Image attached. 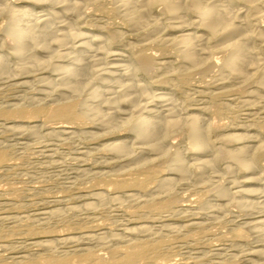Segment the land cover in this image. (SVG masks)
Returning a JSON list of instances; mask_svg holds the SVG:
<instances>
[{"label":"rangeland","instance_id":"obj_1","mask_svg":"<svg viewBox=\"0 0 264 264\" xmlns=\"http://www.w3.org/2000/svg\"><path fill=\"white\" fill-rule=\"evenodd\" d=\"M4 1L10 8L40 12L39 14L45 11V8H34L17 0ZM105 6L110 5L108 3ZM85 10L90 16L78 21V25L77 22L72 23L71 19L67 21L75 29L77 25L76 30L87 36H101L95 28L97 25L120 21L117 12L111 18L94 10L93 6H88ZM252 25L257 27L254 20ZM13 26L16 25L13 23ZM12 27L8 18L0 15V43L4 40V44L0 45V56H5L9 67L13 68L20 59L23 58L24 62L28 60V52H23L20 56L12 54L11 37L3 34ZM118 31L123 34L125 29L119 28ZM171 33L169 32V36L173 35ZM6 37L10 40L7 41ZM217 40L210 39L209 44L214 45L218 43ZM127 48L129 47L113 45L112 51L127 56ZM157 48L158 46L152 47L149 51H155L160 61L167 59L160 56ZM256 49L264 59V49H260L259 45ZM66 51L68 50H64V56L67 60L66 57H61L57 63L70 65L72 56L77 55L80 49L75 48L68 55ZM40 57L46 58L45 55ZM121 64L129 63L122 61ZM179 64L175 62L167 65L160 72L153 73L154 76L137 74L134 78L145 87L147 93L154 91L161 97H166L180 116L194 114L201 119L202 125H217L215 131L210 133L215 149L234 150L242 144L255 146L264 141V118L261 115L264 112V102L256 107V99L250 96L258 91L256 82L243 83L245 91L237 93L233 88L238 84L233 81L231 83L234 84L230 83L223 89L227 93L216 100L212 97L213 91L206 86V82H210L216 74L213 73L217 72L216 68L207 74L194 73L183 85H179L176 78L171 76L166 82H157L162 73L171 74L176 70L179 71L177 73H182L184 66ZM37 71L22 76L21 73L16 74L19 72L14 73L16 75L0 72V110L8 111L19 107L30 109L35 106L49 110L58 103L53 99L56 95H49L54 90L53 80L56 77L48 70ZM91 91L75 95L72 99L79 104L83 103L82 106L91 105L93 109L99 104V100L94 99L96 102L90 103ZM144 99L146 100L138 101V104L142 106L147 103L145 111L152 116H160L161 101L155 100L151 104L146 97ZM95 103L97 104L94 105ZM218 106L222 108L220 112L216 111ZM91 116L92 114L89 115ZM46 118L45 115L27 118L0 116V152L7 155L0 162V264H23L31 259L43 264L54 256L70 258L73 264H107L112 259L120 260L123 257V252L113 253L112 250L144 240L157 243V248L146 259L133 264H264V257L250 254L257 246H263L264 249V234L260 232L264 226L256 224V227L252 226L254 229L248 228L260 216L258 212L261 210L251 206L258 200L249 195H237L231 200L223 198L229 191L237 190L234 187L236 183L247 177L242 172L230 169L228 157L217 161L214 171L206 173V176H183L184 180L181 175L169 173L172 168L169 162H166L167 165L162 161V165L158 161L155 165L161 167V177L174 178L172 180L175 186L164 188V192L159 191L163 187L153 188L155 182L148 185L150 190L156 189L152 194L146 193L148 187L116 189L110 184L111 181L142 178L144 172L138 167L149 163L158 155H139L135 152L131 160L138 158V161L132 163L131 160H125L111 165L109 163L118 159L111 152L103 150L104 146L115 140L132 142L133 137L126 128L115 126L104 130L103 127L86 124L74 129L72 133L60 134L50 127L58 123ZM28 125H37V128L21 129ZM232 135H239L242 141H232ZM244 137L251 139L246 140ZM223 138L227 141H221ZM164 145L171 152H177L184 164L191 163L196 158L187 150L189 138L185 130L169 135ZM258 165L262 180L258 184H245L242 189L264 188L263 158L258 161ZM170 197L175 199V203L165 212L147 204L151 200L158 203ZM259 220H264V217ZM238 230L247 232V236L239 238L236 235ZM52 238L67 240L55 243ZM42 241L45 245L39 244ZM88 253L93 255L86 261H81V257Z\"/></svg>","mask_w":264,"mask_h":264},{"label":"bare ground","instance_id":"obj_2","mask_svg":"<svg viewBox=\"0 0 264 264\" xmlns=\"http://www.w3.org/2000/svg\"><path fill=\"white\" fill-rule=\"evenodd\" d=\"M17 1L27 3L34 8H45V11L39 14L40 12L31 13L30 10L10 8L4 0H0V15H5L6 19L8 18L11 27L13 23L16 25L3 32L4 35L6 33L11 37L12 54L20 56L23 52H28L26 57L28 60L24 62L23 58L20 59V62L16 63L13 68L9 67L8 59L1 55L0 72H11L12 74L19 72L16 74L21 73L20 76H22V74L38 69L50 71L49 73L53 74L56 79L53 80L54 90L49 95H56L57 97L53 99L58 103L49 110L40 106L30 109L19 107L8 111L0 110V116L27 118L45 115L48 120L58 123V125L50 127L52 131H57L60 134L72 133L75 131L74 129L86 124L100 126L104 130L115 126L126 128L133 137L132 142L125 143L115 140L104 146L103 150L111 152L112 156L118 159L109 164L116 165L125 160H131L135 152H138L139 155L149 153L159 157L153 158L149 163L139 165L138 168L144 172L142 178L132 177L111 181L110 184L116 189L134 186L145 189L150 183L154 184L155 182L156 185L153 188L163 187L159 191L163 190L164 192V188H172L174 185L172 179L174 178L173 176L172 179L167 176L161 177L163 171L160 169L161 167H158L159 165L158 168L155 165L158 164V161L169 162V166L172 165L171 169L168 167L171 171L169 173L181 175L183 178V176L190 177L192 175L206 176V173L214 171L217 161L225 160L228 157L230 169L242 172L247 177L236 183L234 187L237 190L229 191L224 194L223 198L231 200L237 195L253 196L258 201L252 203L251 206L259 208L261 211L258 212L260 216L255 218L257 220L251 225L249 224L248 228L254 229L252 226L256 227V224L264 226V220H259L264 217L261 215L264 213V188H241L245 184H258L262 180L258 161L264 159V141L255 146L242 144L234 150L215 149L211 143L210 133L212 130L215 131L217 125L216 127L210 124L202 125L201 119L194 114L180 116L173 109L172 103L165 99V96L163 98L154 91L147 93L145 87L138 84L134 78L137 74L150 77L153 73L166 68L165 66L178 62L184 66V68L180 66L184 69L181 70L182 73H177L179 72L177 70L171 74L161 72L162 76L157 82H166L171 76L173 79L176 78L179 85H183L194 73L207 74L216 68L217 72L213 71L216 74L212 76V80L206 82V86L213 91L214 100L227 93L223 89L228 85L238 84L234 86L233 91L243 93L245 89L242 84L253 81L256 82L258 91L250 96L256 99L255 106L258 107L260 102H264V59L256 49L257 45L260 46V49H264V0ZM108 3L110 6L106 7L105 5ZM88 6H93L94 10L110 17L117 12L116 14L120 15V21L97 25V27L92 24L101 36H87L79 33L77 31L78 23L83 18L90 16L85 10ZM68 19H71L72 23L76 24L77 22V30L71 26L72 23L68 24ZM252 20L256 22L257 27L252 25ZM7 28L5 27V29ZM119 28L125 29L123 34L118 31ZM169 32H172L173 35L169 36ZM213 38L218 39V43L211 45L209 40ZM1 43L0 45H2ZM113 45L129 47L127 56L113 52ZM154 46H158L156 51L169 61L167 59L160 61L155 51H149L152 47L156 48ZM75 48L80 49V52L73 55L74 58L72 56L73 61L70 65L57 63L58 60L66 57L64 50H68L71 54ZM68 52L66 51V55ZM40 55H45L46 58H41ZM122 61H128L129 64H121ZM11 73L9 74L11 75ZM14 75L12 76L16 77ZM233 81L234 83H231ZM87 90H92L90 103L96 102L94 99L99 100V104H94H97L96 108H93L94 110L91 109V105L82 106L83 103L79 104L72 99L73 96ZM145 97L151 104L155 100L161 101L160 116H152L150 112H146L147 103L142 106L138 104V101L146 100ZM141 109L142 111H140ZM221 109L218 106L216 111L220 112ZM91 114L92 118L89 117ZM261 115L264 118V112ZM34 127L37 128V125H28L21 129ZM262 127L264 128V124ZM182 130L188 134L187 150L196 156L191 163L185 162L187 164L183 163L184 161L177 152H171L164 145V141L169 135ZM247 138L251 139V137H244L246 140ZM231 139L237 142L242 141V137L239 135H232ZM221 141L226 142L227 140L223 138ZM6 156L5 153L0 152V162L4 161ZM136 160L138 161V158L131 161L133 163ZM195 172H197L196 175H194ZM164 173L166 174V172ZM207 177L209 176L207 175ZM176 180L174 182H177ZM146 191L147 194H152L156 192V189L152 190L151 188L150 190L148 187ZM171 197L158 203L152 202V200V203H146L160 212H165L170 210L175 203V199ZM260 199L262 201H259ZM261 230L260 232L264 234V228ZM246 234L247 232L243 230H238L236 233L239 238H245ZM63 240L66 241L67 238H52L55 243H61ZM39 244H44V242ZM262 247L257 246L250 254L264 257ZM156 248L157 243H152V241H135L127 244L124 248L112 250L113 253L123 252V257L120 260L112 259L107 264H133L138 260L146 259L150 252ZM92 255L88 253L80 256L81 261H86ZM23 264H39V262L36 259H31ZM43 264H73V260L66 257L55 258L54 256L45 260Z\"/></svg>","mask_w":264,"mask_h":264}]
</instances>
